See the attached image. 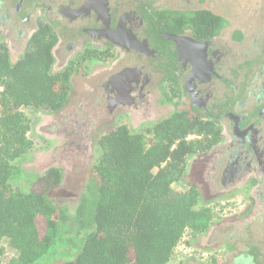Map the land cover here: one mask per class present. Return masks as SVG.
I'll return each instance as SVG.
<instances>
[{
  "label": "flooded vegetation",
  "instance_id": "1",
  "mask_svg": "<svg viewBox=\"0 0 264 264\" xmlns=\"http://www.w3.org/2000/svg\"><path fill=\"white\" fill-rule=\"evenodd\" d=\"M191 1L0 0V47L15 63L40 32L53 41V70L70 73L71 91L72 76H84L90 83L87 105L103 106L105 120L135 123L134 131L177 112L212 125L219 142L187 160L184 181L199 190L187 173L194 171L190 166L201 172V159H209L207 182L225 190L216 196L238 204L235 216L219 209V221L245 213L252 221L244 234L219 237L214 246L220 260L207 254L201 263L264 264V27L258 25V39L240 57L234 46L245 39L238 33L222 39L228 27L222 16L211 13L226 22L211 35L180 20L205 12L192 9ZM168 108V116L159 118ZM90 114L77 123L76 136L91 135Z\"/></svg>",
  "mask_w": 264,
  "mask_h": 264
},
{
  "label": "trees",
  "instance_id": "2",
  "mask_svg": "<svg viewBox=\"0 0 264 264\" xmlns=\"http://www.w3.org/2000/svg\"><path fill=\"white\" fill-rule=\"evenodd\" d=\"M179 18L210 35L226 24L206 11ZM52 46L39 32L15 63L0 47V258L6 242L8 264H170L185 234L214 223L195 184L172 185L185 183L190 157L219 142L216 129L178 112L145 130L112 127L96 141L86 192L69 215L49 197L63 170L36 176L21 167L34 149L27 113L56 115L68 103L70 73L53 70Z\"/></svg>",
  "mask_w": 264,
  "mask_h": 264
},
{
  "label": "rangeland",
  "instance_id": "3",
  "mask_svg": "<svg viewBox=\"0 0 264 264\" xmlns=\"http://www.w3.org/2000/svg\"><path fill=\"white\" fill-rule=\"evenodd\" d=\"M190 7L222 16L228 23V27L222 33V39L230 40L231 35L241 34L245 39L244 42L234 46L240 57H244L251 44H255L254 39H258V31H260L258 25L264 27V0H193L190 2ZM257 43L261 45L260 42ZM71 84L69 102L58 114L50 115L42 110L27 113L31 121L28 137L33 142L34 149L23 160L21 167L29 174L36 176H43L45 171L52 167L61 168L65 179L60 187L50 192L49 197L55 206L65 209L69 215L73 216L86 192L91 166L97 158L96 141L99 136L119 122H126L133 130L137 126L129 120H117V117L111 119L112 121L105 120L106 111L103 106L96 107L91 104L88 106L90 83L84 76H72ZM81 111L82 115L78 118L80 120L75 122L73 116ZM170 111L169 108L168 111H163L159 118L167 117ZM85 112H91V127L88 128V131L91 130V135L89 133L79 137L76 136V125L78 122H83ZM98 115L101 116L98 117ZM201 160V172L200 170L195 172L197 169L190 166L194 171L191 174L187 173V181L198 185L202 200L206 202L205 206L214 214V223L206 234L197 237H192L190 233L185 234L170 264H202L201 259L207 254L213 255V258L215 256L217 261L220 260L219 257L217 259L218 254L214 246L219 237L225 236V241H228L227 237L232 234V231L244 234L249 222L252 221L247 213L233 217L238 204H232L229 201L227 203V200H223L227 198L216 196L225 190L219 188L215 181H212L211 185L207 182L206 166L209 159ZM186 185V183L173 184L172 189L175 192H182L186 189ZM219 209L227 212L226 215H234L221 222L219 220L223 213ZM1 246L4 255L0 258V264H8L14 256V251L7 246L6 242H3Z\"/></svg>",
  "mask_w": 264,
  "mask_h": 264
}]
</instances>
